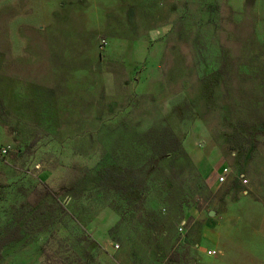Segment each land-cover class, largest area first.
<instances>
[{
  "label": "rangeland",
  "instance_id": "374dc122",
  "mask_svg": "<svg viewBox=\"0 0 264 264\" xmlns=\"http://www.w3.org/2000/svg\"><path fill=\"white\" fill-rule=\"evenodd\" d=\"M0 143V264H261L264 0H0Z\"/></svg>",
  "mask_w": 264,
  "mask_h": 264
},
{
  "label": "crops",
  "instance_id": "0c3cea01",
  "mask_svg": "<svg viewBox=\"0 0 264 264\" xmlns=\"http://www.w3.org/2000/svg\"><path fill=\"white\" fill-rule=\"evenodd\" d=\"M195 151V150H194ZM193 151V152H194ZM193 154V153H192ZM203 156L196 157L193 154V159H195L197 162H201L203 159ZM230 229L232 234L238 235L242 230L244 231V238H236V240H232L231 242L234 243V245H238L241 242L245 244L248 239V234L246 229H242L238 226L235 227H226L221 224V222H217L215 220L209 221L205 225V229L203 231V240L206 242L208 245L212 246L214 249L219 252V256L213 260L212 264H246L247 262L245 260H242L243 255H248L249 253H246V250H231L226 248V238H227V230ZM242 231V232H243ZM257 243L261 247V252H260V258H261V264H264V233L261 234L260 238L257 239ZM253 255V252L250 251V255ZM237 258V259H235ZM248 264V263H247Z\"/></svg>",
  "mask_w": 264,
  "mask_h": 264
},
{
  "label": "trees",
  "instance_id": "16d2710c",
  "mask_svg": "<svg viewBox=\"0 0 264 264\" xmlns=\"http://www.w3.org/2000/svg\"><path fill=\"white\" fill-rule=\"evenodd\" d=\"M152 138V149L155 153L152 159V163L155 165L159 164V161L166 158L170 153H174L181 149L180 139L168 129V127L157 131L150 130L143 134L142 140ZM44 206H42L43 208ZM23 236L20 234V228H15L7 232L5 236L0 239V249L9 247L14 242H21Z\"/></svg>",
  "mask_w": 264,
  "mask_h": 264
},
{
  "label": "built area",
  "instance_id": "2783aa9c",
  "mask_svg": "<svg viewBox=\"0 0 264 264\" xmlns=\"http://www.w3.org/2000/svg\"><path fill=\"white\" fill-rule=\"evenodd\" d=\"M12 151H13V149L10 145L0 143V157L1 158H8ZM231 173H232V169L229 167H225L223 169L222 173H220L218 175V183H220V184L226 183L228 181V178L230 177ZM242 182L245 184L248 183V181L246 179H242ZM216 254H217V252L214 250L209 252V255H216Z\"/></svg>",
  "mask_w": 264,
  "mask_h": 264
}]
</instances>
